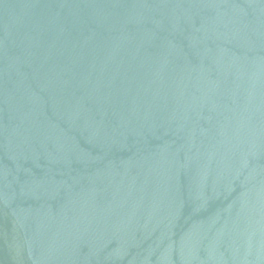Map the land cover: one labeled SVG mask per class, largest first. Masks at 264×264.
I'll return each instance as SVG.
<instances>
[{"label":"water","instance_id":"water-1","mask_svg":"<svg viewBox=\"0 0 264 264\" xmlns=\"http://www.w3.org/2000/svg\"><path fill=\"white\" fill-rule=\"evenodd\" d=\"M0 264H264V0H0Z\"/></svg>","mask_w":264,"mask_h":264}]
</instances>
